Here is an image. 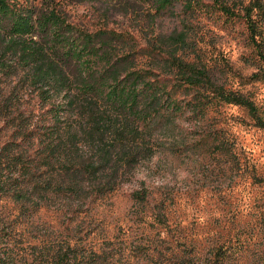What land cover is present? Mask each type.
Returning <instances> with one entry per match:
<instances>
[{"label":"trees","instance_id":"obj_1","mask_svg":"<svg viewBox=\"0 0 264 264\" xmlns=\"http://www.w3.org/2000/svg\"><path fill=\"white\" fill-rule=\"evenodd\" d=\"M106 1L152 20L240 17L224 0ZM242 20L264 62V0L246 7ZM157 40L160 51L145 63L130 34L89 31L55 8L0 0V120L14 137L0 147V202L10 198L20 209L13 220L0 215V264H129L111 241L96 249L78 240L77 227L72 236L40 232L29 243L17 220L52 207L74 221L150 161L162 140L186 152L234 158L225 131L210 123L224 105L245 108L264 129L259 108L225 87L223 68L203 61L185 30ZM29 96L44 110L36 121L21 108ZM182 122L198 129L199 141H182ZM133 199L145 204L148 193L140 190ZM223 254L210 264H224Z\"/></svg>","mask_w":264,"mask_h":264},{"label":"rangeland","instance_id":"obj_2","mask_svg":"<svg viewBox=\"0 0 264 264\" xmlns=\"http://www.w3.org/2000/svg\"><path fill=\"white\" fill-rule=\"evenodd\" d=\"M11 1L55 8L89 31L130 34L143 49L145 63L160 51L157 37L185 30L202 60L223 68L225 87L253 101L264 118V62L249 45L242 20L254 0H224L240 14L225 20L206 15L152 20L106 0ZM21 108L35 121L44 111L33 96ZM212 117L211 126L225 131L234 158L203 149L186 152L162 140L165 146L150 161L114 193L89 203L74 221L55 208H42L31 218L17 220L16 230L35 244L32 238L40 232L66 238L77 227L78 240L96 249L111 241L129 264H210L218 251L224 253V264H264V129L239 106L224 105ZM180 129L183 142L199 141L194 125L182 122ZM11 141L13 128L0 120V147ZM143 189L148 201L138 205L133 194ZM19 213L12 199H2L0 215L13 220Z\"/></svg>","mask_w":264,"mask_h":264}]
</instances>
